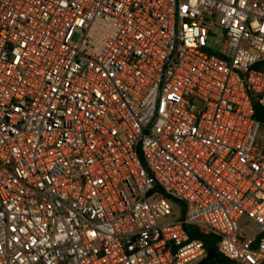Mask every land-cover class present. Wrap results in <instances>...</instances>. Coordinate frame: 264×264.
<instances>
[{"label": "built area", "instance_id": "2783aa9c", "mask_svg": "<svg viewBox=\"0 0 264 264\" xmlns=\"http://www.w3.org/2000/svg\"><path fill=\"white\" fill-rule=\"evenodd\" d=\"M262 61L264 0H0V264H264Z\"/></svg>", "mask_w": 264, "mask_h": 264}, {"label": "trees", "instance_id": "16d2710c", "mask_svg": "<svg viewBox=\"0 0 264 264\" xmlns=\"http://www.w3.org/2000/svg\"><path fill=\"white\" fill-rule=\"evenodd\" d=\"M256 70H264V61L258 63L255 67ZM255 118L262 124V132L264 133V107L257 101L254 102ZM186 230L193 238H198L204 241L207 250V258L199 264H221L229 263V260L221 254L218 248L219 237L215 234H204L199 227L186 225Z\"/></svg>", "mask_w": 264, "mask_h": 264}, {"label": "rangeland", "instance_id": "374dc122", "mask_svg": "<svg viewBox=\"0 0 264 264\" xmlns=\"http://www.w3.org/2000/svg\"><path fill=\"white\" fill-rule=\"evenodd\" d=\"M216 32L220 34V31L216 29ZM80 34L77 33L76 36L74 37V41L76 42L79 39ZM259 141L264 143V136L262 134L259 136Z\"/></svg>", "mask_w": 264, "mask_h": 264}]
</instances>
